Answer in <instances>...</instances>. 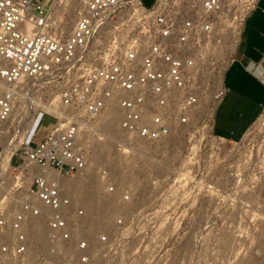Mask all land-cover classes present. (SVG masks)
Wrapping results in <instances>:
<instances>
[{
  "label": "built area",
  "instance_id": "2783aa9c",
  "mask_svg": "<svg viewBox=\"0 0 264 264\" xmlns=\"http://www.w3.org/2000/svg\"><path fill=\"white\" fill-rule=\"evenodd\" d=\"M52 1L0 0V78L14 84L0 91V121L8 119L18 91L27 94L36 87L28 78H43L38 89L58 86L66 104L61 126H50L35 144L30 126L8 165L0 161V264H23L31 216L42 217L47 228L38 264L89 261L85 207L71 202L61 175H73L86 163L79 126L81 132L105 133L110 112L119 115L122 134L113 139L118 146L158 143L177 131H192L196 138L204 132L184 154V163L200 179L190 182L199 197L212 196L221 210L241 207L251 214L259 208L263 130L237 140V149L236 140H221L212 130L226 91L225 68L258 0H154L149 6L142 0H77L66 33L48 15ZM53 116L55 124L59 118ZM13 129L9 123L7 131ZM219 156L224 165L217 167ZM103 173L108 172L103 168ZM99 233L100 241L110 239ZM127 262L122 257L121 263Z\"/></svg>",
  "mask_w": 264,
  "mask_h": 264
},
{
  "label": "rangeland",
  "instance_id": "374dc122",
  "mask_svg": "<svg viewBox=\"0 0 264 264\" xmlns=\"http://www.w3.org/2000/svg\"><path fill=\"white\" fill-rule=\"evenodd\" d=\"M153 1L142 0L147 6ZM53 15H56L54 11ZM65 16L67 24L60 27L64 33L70 31L75 12L71 10ZM29 92L28 94H33V100L45 103L51 101L53 97L56 98L57 94L49 89ZM26 99L27 96L18 97L10 118L11 122L6 124L7 127L11 123L14 130H6L0 135V159L4 148L12 145L10 141L12 142L19 133V129L16 130L19 126L18 115L25 110L27 113L28 105L31 107V113L35 112V105L28 104ZM47 111L38 108L35 112L36 123L32 128V144L42 138L50 126L56 124L54 116ZM263 111L261 114H264ZM220 113L218 110V117ZM256 120L242 140L257 128L264 132V118L257 122ZM215 131H219L218 128H215ZM106 133L113 137L117 134L111 127L107 128ZM190 133L193 134L192 131H177L158 143L142 142L133 145L130 158L123 162H120L122 153L116 148L114 138L111 141L105 139L95 147L96 160L87 166L84 174L65 176L62 183L67 193L77 204L85 207L88 217L83 228H86L91 238L89 248L92 256L87 263L78 264H122V257L130 264L262 262L264 190L257 197L259 208H254L251 214H247L241 207H236L235 210L218 209L210 195L200 198L196 187L190 184L191 180L180 177L188 170V173H193L190 165L184 163V154L189 148L194 149L195 140L205 137L203 134L194 139ZM236 143L238 142L234 143L235 149L238 148ZM98 147H104V150L101 151ZM92 149V146L88 147L91 154ZM210 151L211 149L207 148V157ZM105 154H109L110 160ZM223 155L227 157L226 153ZM1 160L4 164L3 159ZM214 164L217 167L224 165L222 156L217 157ZM103 168L107 170V174L103 173ZM194 179L193 183L200 180L195 176ZM109 184L113 185L112 188H109ZM118 217L123 219L121 225L117 223ZM151 221L155 222V227ZM45 225V221L40 218H31L27 222L29 246L24 254L23 264H30L32 261L38 264L36 253L46 243ZM99 232H107L110 239L105 243L100 241ZM42 233V241L36 244L33 236L39 237ZM48 260L53 261L50 258Z\"/></svg>",
  "mask_w": 264,
  "mask_h": 264
},
{
  "label": "crops",
  "instance_id": "0c3cea01",
  "mask_svg": "<svg viewBox=\"0 0 264 264\" xmlns=\"http://www.w3.org/2000/svg\"><path fill=\"white\" fill-rule=\"evenodd\" d=\"M223 84L226 91L215 108L212 130L222 139L237 142L264 109V0H258L243 22L240 43L225 68Z\"/></svg>",
  "mask_w": 264,
  "mask_h": 264
},
{
  "label": "bare ground",
  "instance_id": "6f19581e",
  "mask_svg": "<svg viewBox=\"0 0 264 264\" xmlns=\"http://www.w3.org/2000/svg\"><path fill=\"white\" fill-rule=\"evenodd\" d=\"M57 4H58V6H57ZM78 8H79V3H78L77 0H53L52 3H51L50 8L48 9V15L50 16L51 20H53V22H55V25L57 27H59V29H60V27L62 28V26H64L65 24H67V22L65 20L66 19V16L65 15H67V13H70L71 10H72V11L75 12V16H76V12H77ZM53 11H54V13H56V15H53ZM71 28H72V26H71ZM28 79H30L32 81H35V84L33 86L34 87L36 86V87L35 88L32 87L30 89L31 92L32 91L33 92L36 91L39 88V86L44 85L43 84V78L36 77V78H28ZM28 79H25V81L28 80ZM11 82L10 81H7V80H5L4 78L1 77L0 78V91H3V90L8 89L10 87L9 85H12L13 84V82L12 83ZM18 83H19V81H15V84H18ZM47 89H49L50 91H55L57 94H55L56 95L55 96L56 98L53 97V99L51 101L46 102V103L45 102H41L40 100H36V99H35L36 101L33 100V98H32L33 97V94H28V93H30L29 91H28L27 94H23V92L18 91V93L16 95V98L15 97L11 98V111H10V113L8 115V119L3 120V121H0V127L3 128V132L5 133L6 130H7L6 124L8 122H11L10 118L13 115V112H14V109H15V104H16L17 99H18L19 96L20 97L27 96V98H28V99H26L27 100V103L28 104H34L35 105V112H36V110L38 108H40V109L43 108V109L48 110L47 112H49V113L57 116L59 119L56 122V124L53 125L54 126L53 129L61 126V124L65 120L64 119L65 114L63 113V108L66 107V104L64 102V97H63L62 91L58 88V86L57 87L49 86L48 88H46V90ZM30 110H31V107H29V105H28L27 113H26V110H25L22 114H19L18 115L17 125H19V126L16 127V130L19 129V131H18L19 133H18V135L16 134L17 135L16 137H14L15 138L14 139L15 142H13L14 140L12 141L13 143L10 141V143L12 145H10V146L8 145L9 148L8 147H7L8 149L7 148H4L5 151H3L1 153L2 154L1 155V159H3L5 165H8L7 163L9 161L10 157H11L12 151L15 148H17L22 141H24L25 136H26V134H27L30 126H33L34 123H35V120H36V116L35 115L36 114H35V112L34 113H31ZM118 117H119L118 114H112V112H110L109 113V116H108V120H107V122L106 121L105 122L107 123V128H110L111 127V128H113L115 130V132L122 134V129L120 128V126L118 124ZM262 117L264 118V114H261L260 117L258 118V120H256V122L259 121V120H261ZM106 131H105V133L97 132L98 135H93V133H88V132H85V131L81 132V127L79 126V128H78V134L80 136V142L82 143V146L85 147V152L84 153H85L86 163H85L84 167H82L81 169H78L77 171H75L74 174L75 173H80V174L83 173L86 168L88 169L87 166L88 165L90 166L91 165V162L92 161L94 162L96 160L95 159L96 158V148L95 147H97V145H98V143L100 141H103L105 139L111 141L112 138H115V137L111 136V134L106 133ZM190 134H192V133H190ZM203 134H204V132L199 131V134L198 135H203ZM99 135L102 136V137H99ZM192 135H193V138L195 139L196 138V137H194L195 134H192ZM209 135H210V133H209ZM220 139L221 140H224L222 138H220ZM126 140L129 141L128 139H126ZM241 141H244V140L241 139ZM241 141L240 142L237 141L238 142V143H236V146L237 147L241 143ZM138 142L142 143L144 141H138ZM144 143H147V142H144ZM115 145H116V148H118V150L122 153L121 158H120V162H123L125 159L130 158V155L132 154L131 153L132 152L131 149L133 148V145L134 144L124 143V145H121V146L120 145L118 146L117 144H115ZM90 146L93 147V149H92L93 150L92 151L93 153L92 154L89 153V150H88V147H90ZM194 146H195V144H194ZM98 149L101 150V151H103L104 150V147H100V148L98 147ZM108 156H109V154H105V157H108ZM1 159H0V161H2ZM107 159L110 160L109 157ZM108 160H107V162H108ZM30 167L36 168L37 170L45 169V170H48L49 171V169L46 168L45 166L38 167L37 165H32ZM188 172H189V170L187 172H185V173H182L180 175V177H182L184 180L188 179V181L189 180H193L194 179V176H192L193 173L190 174ZM73 175H70V176L65 175V174L61 175V182L62 181H65V176L66 177H72ZM25 178H26L27 181L29 180V177H25ZM62 185H63V183H62ZM69 196L71 198V202L72 203L73 202H76V201H74V199L72 198L71 195H69ZM31 218H35V219L40 218L41 220L43 219L42 217H39V216H31V217L28 218L27 222ZM108 221H110V220H108ZM32 222H34V221H32ZM32 225H35V224H32ZM42 239H43V233L39 237H36V235L33 236V241L36 244H37L38 241L41 242ZM263 261H264V256H263V260H262V262L260 264H263ZM30 264H35V261H32Z\"/></svg>",
  "mask_w": 264,
  "mask_h": 264
}]
</instances>
